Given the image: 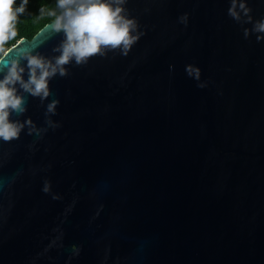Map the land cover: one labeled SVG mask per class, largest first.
<instances>
[{"label":"water","instance_id":"obj_1","mask_svg":"<svg viewBox=\"0 0 264 264\" xmlns=\"http://www.w3.org/2000/svg\"><path fill=\"white\" fill-rule=\"evenodd\" d=\"M230 3L127 0L140 38L126 55L24 93L12 118L32 125L0 139V264H264V0L238 20ZM52 22L0 72L21 50L54 60Z\"/></svg>","mask_w":264,"mask_h":264},{"label":"clouds","instance_id":"obj_2","mask_svg":"<svg viewBox=\"0 0 264 264\" xmlns=\"http://www.w3.org/2000/svg\"><path fill=\"white\" fill-rule=\"evenodd\" d=\"M28 2L20 0L19 6H15L17 0H0V53L5 57L11 49L4 45L17 37L18 17L25 12ZM126 2L56 0L59 12L51 10L47 15L54 18L51 24L54 32L63 33L62 43L54 49L60 54L51 60L39 53L34 54V49L21 50V55L10 61L5 71L0 72V139L10 141L18 138L26 124L32 125L30 119L20 122L12 118L13 113L21 115L27 110L24 93L40 97L41 100L47 99L51 94V79L57 75H67L66 65L73 62L77 65L86 63L90 57L104 55L108 50L119 49L124 55L128 53L140 34L135 18L126 14ZM241 11L246 16L250 12L247 0H231L228 14L238 20ZM187 18L188 13L181 17L185 24ZM251 31L258 34V41L264 40V19L257 21ZM249 34V30L245 29V36ZM22 60L27 61L26 67L21 64ZM25 71L27 79L24 78ZM185 71L196 80L200 79L201 70L198 66L186 65ZM199 86L204 87L203 84ZM58 103V100H52L47 105L46 114H55ZM43 191H50L47 182Z\"/></svg>","mask_w":264,"mask_h":264},{"label":"trees","instance_id":"obj_3","mask_svg":"<svg viewBox=\"0 0 264 264\" xmlns=\"http://www.w3.org/2000/svg\"><path fill=\"white\" fill-rule=\"evenodd\" d=\"M20 0H17L15 6H19ZM14 6V7H15ZM43 9V12L41 11ZM51 10L56 9V0H29L25 12L18 17L17 21V37L7 42L4 47L8 48L20 38H31L45 23L54 20L53 17L47 15ZM2 53H0L1 56Z\"/></svg>","mask_w":264,"mask_h":264}]
</instances>
